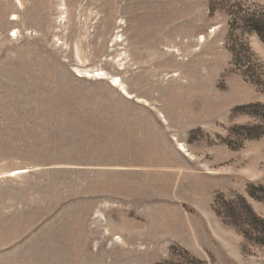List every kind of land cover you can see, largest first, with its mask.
<instances>
[{
  "label": "rangeland",
  "instance_id": "obj_1",
  "mask_svg": "<svg viewBox=\"0 0 264 264\" xmlns=\"http://www.w3.org/2000/svg\"><path fill=\"white\" fill-rule=\"evenodd\" d=\"M249 15L264 0H0V264H264ZM157 208L208 213L203 251L154 245Z\"/></svg>",
  "mask_w": 264,
  "mask_h": 264
},
{
  "label": "crops",
  "instance_id": "obj_2",
  "mask_svg": "<svg viewBox=\"0 0 264 264\" xmlns=\"http://www.w3.org/2000/svg\"><path fill=\"white\" fill-rule=\"evenodd\" d=\"M187 203H191L193 204V200H190ZM173 217H174V212H173ZM149 218V216H148ZM175 218V217H174ZM172 218V216L170 215V213H166L164 210H160V208H157V210H155V213L152 214V217H150L151 220V226H152V233L151 238L152 240L155 242L154 245H157L160 241H167V248L169 249V247H172L174 245H180L182 247H184L186 250H188L189 252H192L193 254H197L200 251H203L202 247H203V243L197 239V235L199 233L204 234V233H209V227L211 226L212 228L215 226L214 222L211 218V216L207 213L205 216V220H202V224L201 227L202 229H198L195 226L194 227H176V222L175 219ZM204 221H209L208 222H204ZM208 223V224H207ZM134 225L133 228L131 230L134 229V227H138L137 225H135V222H133ZM135 227V228H136ZM120 231H126L128 228L127 226L125 227H119ZM141 229V227H139ZM179 231V234L183 235V236H190L191 239H182L180 237L179 240H177V238L175 239L176 235H177V229ZM207 229V230H205ZM206 231V232H205ZM194 238V239H193ZM209 240V238H208ZM213 241H211L212 243ZM202 244V245H201ZM211 245V244H210ZM122 248V247H120Z\"/></svg>",
  "mask_w": 264,
  "mask_h": 264
},
{
  "label": "trees",
  "instance_id": "obj_3",
  "mask_svg": "<svg viewBox=\"0 0 264 264\" xmlns=\"http://www.w3.org/2000/svg\"><path fill=\"white\" fill-rule=\"evenodd\" d=\"M249 17L250 18L247 20V24L249 26L250 32L257 34L260 40L264 43V19L260 18L257 15H249ZM165 264H169V263L166 262Z\"/></svg>",
  "mask_w": 264,
  "mask_h": 264
}]
</instances>
